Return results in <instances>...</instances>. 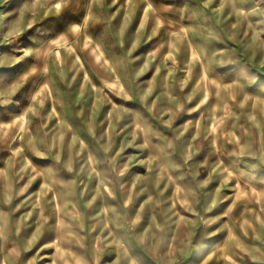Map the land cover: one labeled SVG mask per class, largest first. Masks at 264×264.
Returning <instances> with one entry per match:
<instances>
[{"label": "rangeland", "instance_id": "obj_1", "mask_svg": "<svg viewBox=\"0 0 264 264\" xmlns=\"http://www.w3.org/2000/svg\"><path fill=\"white\" fill-rule=\"evenodd\" d=\"M264 264V0H0V264Z\"/></svg>", "mask_w": 264, "mask_h": 264}, {"label": "bare ground", "instance_id": "obj_2", "mask_svg": "<svg viewBox=\"0 0 264 264\" xmlns=\"http://www.w3.org/2000/svg\"><path fill=\"white\" fill-rule=\"evenodd\" d=\"M7 264H8V262H7ZM12 264H14V263H12Z\"/></svg>", "mask_w": 264, "mask_h": 264}]
</instances>
